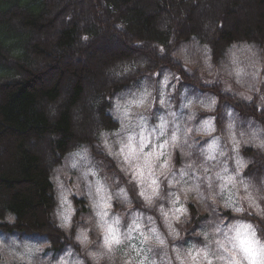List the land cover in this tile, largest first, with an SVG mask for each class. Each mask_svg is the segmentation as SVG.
I'll return each mask as SVG.
<instances>
[{
	"label": "trees",
	"instance_id": "16d2710c",
	"mask_svg": "<svg viewBox=\"0 0 264 264\" xmlns=\"http://www.w3.org/2000/svg\"><path fill=\"white\" fill-rule=\"evenodd\" d=\"M240 2L0 0V220L6 213L17 217L13 225L0 223V236L37 237L40 240L37 243L50 244L47 249L54 257L69 249L79 255L84 264H91L74 242L75 229L65 234L51 215L57 200L49 179L50 160L47 157L62 154L79 143L88 146L92 157L104 162L106 171L112 174L115 169L111 158L106 155L104 158L100 149L95 148L93 141L98 133L91 141L93 133L87 132L90 126L99 131L118 129L119 121L109 114L113 101L118 96L122 99L123 94L130 95L141 81L150 83L156 72H160L159 76L180 74L182 81L176 84L177 91L181 86L197 98L201 95L217 96L216 113L198 112L196 121L214 116L219 133L224 131L229 119L236 123L238 137L240 132L247 134L264 125V104L259 103V97L249 102L236 92H224L219 78L215 83L206 82L204 77L208 73L203 71L201 56L195 57V63L188 68L180 60L181 47L187 43L194 46L196 40L211 47L212 56H215L213 64L217 68L224 58V50L236 40L238 44L255 43L259 49L263 48L264 53V0H251L254 13L246 17L236 14ZM168 7H175V10L171 11V18L166 19L168 14H164ZM57 18L59 22L55 21ZM204 19L207 24L202 26L201 20ZM166 20L170 22L166 23ZM55 23L62 25L57 32H54ZM107 36L115 37L121 48L101 59L92 55V65L70 61L73 54L81 55ZM124 66L130 68L126 74L122 72ZM118 71L120 77L111 76ZM96 77L100 78L99 81L87 86L86 79ZM261 91L264 93V85ZM91 107H97L102 122H93L89 114ZM229 110L231 117L227 115ZM79 115L83 127L77 124ZM176 154L178 168L182 161L178 151ZM241 155L256 162L249 165L242 178L259 186L264 177V165H261L264 164V155L244 146ZM127 188L134 204L132 212L143 211L157 219L154 212L141 207L133 188ZM72 199L77 209L74 221L83 225L79 218L90 215L91 211H88L84 197L73 196ZM114 207L124 209L116 203ZM188 207L191 220L181 229L184 242L201 244L203 240L197 233L210 219H224L225 227L238 219L223 209L209 215L195 203ZM127 215L129 217L130 213ZM243 219L258 224L260 235L264 237V220L247 213Z\"/></svg>",
	"mask_w": 264,
	"mask_h": 264
},
{
	"label": "clouds",
	"instance_id": "9594fccd",
	"mask_svg": "<svg viewBox=\"0 0 264 264\" xmlns=\"http://www.w3.org/2000/svg\"><path fill=\"white\" fill-rule=\"evenodd\" d=\"M179 51L185 64L195 63L191 57H202L203 71L212 77L209 83L217 82L219 77L224 92H233L234 84L242 89L236 93L240 98L250 102L254 92L259 103L264 104V94L260 91L264 85V56L256 45L233 42L225 50L218 68L213 64L212 49L208 45H194L190 55L186 46ZM129 71L128 66L122 68L125 74ZM120 75L121 72H115L117 78ZM169 79L166 74L161 88L167 86ZM160 95V106L169 110L168 116H159V122L152 126L145 115L151 112L154 102L147 85L113 101L109 114L119 121V130L101 129L96 147L115 162L128 184L135 186L142 208L155 213L163 231L152 215L132 212L134 204L128 188L120 185L118 179L110 180L106 174L102 177L104 169L97 166L86 145L66 154L64 166L56 167L49 177L57 193L58 207L51 214L58 222L56 226L65 234L75 229L74 242L91 264H116L118 257L120 264H137L132 257L135 248L126 244L133 233L141 244L160 250L159 261L152 260L149 264H264V237L260 235V227L243 219L247 213L264 220V177L259 186L242 178L253 161L241 155L242 146L264 155V125L247 134L240 132L238 138L233 120L229 119L224 131L217 134L215 117L209 115L194 128L198 112L216 113L217 96L208 95L199 103L184 104L189 114L177 122V114L166 103L164 93ZM227 115L231 117L232 112L229 110ZM197 137L209 142L198 148ZM177 151L182 161L179 168L174 163ZM73 170L78 174L77 183L68 188L61 177L66 180L68 171ZM117 185L120 186L117 188ZM72 195L87 199L91 215L79 218L83 225L74 221L77 209L70 200ZM193 202L209 215L223 209L238 219L227 227L219 217L208 220L204 230L197 233L203 246L193 243L187 248L172 247L173 260L169 257V241L174 244L184 239L180 229L191 220L188 205ZM114 203L132 213L126 232L121 231L125 213L114 214ZM16 219L15 214L6 213L0 223L13 225ZM49 247L47 243L21 246L13 242L12 247L0 243V264H49L40 259ZM56 264H68V261L62 258ZM73 264H84V261ZM138 264H144V260Z\"/></svg>",
	"mask_w": 264,
	"mask_h": 264
},
{
	"label": "rangeland",
	"instance_id": "374dc122",
	"mask_svg": "<svg viewBox=\"0 0 264 264\" xmlns=\"http://www.w3.org/2000/svg\"><path fill=\"white\" fill-rule=\"evenodd\" d=\"M240 7H238V9L236 10V14L237 15H240V16H251L253 13H254V7L251 3V0H241L240 2ZM199 6V5H198ZM197 7V6H196ZM175 10V7L174 9L173 8H167V10H165V12L167 11L166 14L164 15H167L168 16L166 17V19H169L171 18V11ZM196 10L199 11V8ZM203 10V9H202ZM253 10V11H252ZM253 12V13H252ZM175 14V12H174ZM60 18V17H59ZM59 18L55 19L56 22H59ZM202 22V26H204L205 24H207L206 20H201ZM166 23H169L170 21L169 20H166L165 21ZM113 23V21H112ZM210 23H208V26ZM61 24H56L54 25V32H57L60 30L61 28ZM209 28V27H207ZM109 30V29H108ZM53 34H56V33H53ZM108 34H111L110 32ZM51 36V35H50ZM210 38V36H207ZM197 43H194V45H199L200 47H203L204 45H207L199 40H196ZM239 45V44H238ZM187 48H188V54L190 55L191 52L193 51V45L192 43H187L185 45ZM95 47V49H94ZM94 47L90 50H87L85 51L84 53H82L81 55H74L72 56V58L70 59V61L74 64H86V65H92V61L90 60L92 58V55H94L93 57H95L96 59H101L103 58L104 56H106L107 54H109L110 52H113L117 49H120L121 48V44L120 42H118L115 37L113 36H107V38H105V40H102L100 42H97ZM140 56V55H138ZM178 57V55H176ZM200 55H196L195 57H199ZM195 57H193V60H195ZM181 62H182V65L185 67V68H188L190 66V64H185L183 62V59L182 57L180 58ZM65 61V60H63ZM263 74V72H262ZM54 75V74H53ZM53 75L51 77H53ZM103 75L105 76V72L103 71ZM160 75V72H156L152 75V80L150 83H146L145 81H141L140 83L136 84L135 87H134V91H139V90H142L143 86L147 85L148 87L151 88L152 90V99H153V106H152V110L150 113H146L145 115L148 117V123L150 126L152 125H155L156 123H158V117L159 116H165L167 117L168 116V109L167 108H164V107H161L160 106V99H161V92L164 93V97L166 99V103L171 105V111L176 113L177 114V122H179V118L182 117V116H187L189 113H188V110L186 108L183 107L184 104L188 103L189 101H192L193 103H199L203 98H205L206 96L205 95H201V96H198L195 97L194 95H189L186 91V89H183L181 88V86H178V91H177V88H176V84L177 83H181L180 81H182V77L180 74H174L173 76L171 74H167L170 79L168 81V84L166 87L164 88H161V84L164 80V77L166 74H163L161 76ZM264 75V74H263ZM111 76L115 77V75L111 74ZM159 76V77H158ZM50 77V78H51ZM219 78V77H217ZM100 78L96 77V79L94 80H89L88 78L86 79V84L87 86L88 85H91L90 83L92 82H98ZM220 79V78H219ZM204 80L206 82L208 81H211L212 80V77L207 75L204 77ZM229 84H232L231 81H228ZM93 84H97V83H93ZM224 86V85H223ZM262 86V85H261ZM261 86H260V91H261ZM232 87L234 88V91L233 92H239V91H242V89H239L238 87H236L234 84H232ZM91 88V87H90ZM90 90V89H89ZM132 92V93H133ZM182 94H185L186 96L182 95ZM261 94H263V92L261 91ZM253 98H258V96L253 92ZM120 96L116 97L119 98ZM87 110V109H86ZM89 114H90V117L93 118V122L98 124L101 121V117H100V114L99 112L97 111V107H91L89 109ZM79 119L77 120V124L78 126H81L83 127V124H81L82 122V119H81V116L79 115L78 116ZM77 119V118H76ZM202 120V119H201ZM200 121V120H199ZM199 121H194L193 122V127L195 128V126H198L199 124ZM91 125V123H89ZM118 129H114V130H111L110 132L112 131H118ZM253 130V129H252ZM169 131H171V125L169 127ZM251 131V130H250ZM89 134L93 133V137H92V140L93 141L97 135V133H99V130L98 129H95V130H92L91 126H90V129L89 131L87 132ZM217 134H221V132L217 133ZM239 138V137H238ZM198 143H197V147H203L206 143H208L209 141L208 140H200V138H196ZM95 143V148H96V144L98 143V139L96 138L94 141ZM79 146H81L79 143L75 144V146L73 145V147L68 151L62 153V154H59V155H56L54 157L52 156H48L47 158L50 160L49 161V166L51 165V159H55L56 161H54L53 163H57V162H62L63 165L62 167L64 166V161H65V157H66V154H68L69 152H71L72 150L78 148ZM101 152V155L106 158L108 157L106 155L105 157V154H103V152L101 150H99ZM177 152H175L174 154V163L175 165L178 164V161H176V159L178 158V154H176ZM96 162H97V166L100 167V168H103L104 169V172L101 174L102 177L106 174L110 180H115V179H118L120 181V185H124L126 187L130 186V188L132 187L136 193V189H135V186L134 185H129L127 180L125 179L124 175L119 171V169L116 167V164L115 162L111 159V161L113 162L114 164V169L115 171L111 174L109 172L106 171V168L107 166H105V163L100 161L99 159L97 158H93ZM230 167H231V164H230ZM179 168V167H178ZM53 170L54 169H50V175L53 174ZM77 176L78 174L75 173V171H68V178L66 180H64V177L62 176L61 179L64 181L66 187L68 188H71L73 187L76 183H77ZM125 180V181H124ZM120 185H117L116 187L118 188ZM54 186V185H53ZM84 188V185L81 183V189L83 190ZM55 190V187L54 189ZM55 194L57 195L56 191H55ZM73 196H76V195H72L70 197V200L73 202V199L72 197ZM77 197H81V196H77ZM86 203H87V199L86 197H84ZM136 199H138L136 197ZM139 200V199H138ZM194 203V202H193ZM141 204V202H140ZM56 207H58V202H57V205ZM142 207V205H141ZM88 208V207H87ZM88 211L90 212L89 208H88ZM120 212H124L125 213V217H124V220L122 222V228H121V231L122 233L123 232H126L127 231V226L128 224L130 223V217H131V212H128L126 209H117L116 207H114L113 205V213L116 214V213H120ZM133 212H137V213H140L142 215H150L148 213H145L143 211H139V210H136V211H133ZM127 213H130L129 217L127 215ZM90 215H91V212H90ZM157 220V227L160 228L161 231H163V228H162V225L160 224L159 222V218L156 219ZM179 228V226H177ZM147 227L145 228V231H147ZM181 230V229H180ZM204 230V229H203ZM202 231V230H201ZM32 239L30 238H27L25 236H23V238H19L17 237L16 235H1L0 236V243H3L5 245H7L8 247H12L13 246V242H15L16 245H24L25 243H28V244H41V243H37V242H40L39 238L37 237H32ZM194 243V242H193ZM193 243H189V242H184L183 240H180V241H176L174 244L169 241V257L172 258L174 260V256L171 252V248L172 247H180V248H187L189 247L191 244ZM203 243L202 242L201 244L199 243H195L197 245H200V246H203ZM127 244V247H134L135 248V251L132 253V257L137 261V264L140 260H144V264H149L150 261L152 260H157L159 261L160 259V250H157V249H150V246L148 245H143L140 243V239L138 238L137 234L136 233H133V237L131 240L127 241L126 242ZM67 251L64 252V253H60L58 254V256H53V252L49 251L48 249L45 250V252L41 255L40 259L42 260H47L49 261V264H56V262L62 258L66 259L68 261V264H73L74 261H77V260H82L79 255H77L74 251L72 250H69V249H66ZM70 253V255H69ZM136 253H139V255H136ZM145 257L147 259H145ZM127 258V257H125ZM116 264H120V260H119V257L117 258V262Z\"/></svg>",
	"mask_w": 264,
	"mask_h": 264
},
{
	"label": "bare ground",
	"instance_id": "6f19581e",
	"mask_svg": "<svg viewBox=\"0 0 264 264\" xmlns=\"http://www.w3.org/2000/svg\"><path fill=\"white\" fill-rule=\"evenodd\" d=\"M253 7H255V6H253ZM220 9H221V8H220ZM252 11H253V10H252ZM252 13H253V12H252ZM224 15H225V14H224ZM222 21H223V20H222ZM222 21H221V22H222ZM217 27H218V25H217ZM220 30H221V29H220ZM216 32H217V31H216ZM197 33H198V32H197ZM242 36H243V35H242ZM261 36H262V35H261ZM263 36H264V35H263ZM239 37H240V35H239ZM239 37H238V38H239ZM245 37H246V36H245ZM258 37H259V36H258ZM198 38H199V37H198ZM240 38H241V37H240ZM250 38H251V37H250ZM133 39H134V38H133ZM133 39H131V40L133 41ZM136 39H137V38H136ZM136 39H135V40H136ZM200 39H201V38H200ZM131 40H130V41H131ZM243 40H244V39H243ZM255 40H256V39H255ZM258 40H259V39H258ZM260 40H261V37H260ZM139 41H140V40H139ZM203 41H204V40H203ZM230 41H232V40H230ZM236 41H237V40H236ZM236 41H235V42H236ZM238 41H239V40H238ZM240 41H241V40H240ZM244 41H245V40H244ZM251 41H252V40H251ZM251 41H250V42H251ZM205 42H206V41H205ZM241 42H242V41H241ZM247 42H249V41H247ZM252 42L254 43V40H253ZM212 43H213V41H212ZM227 44H228V43H227ZM241 44H242V43H241ZM254 45H256V44L254 43ZM260 45H261V44H260ZM212 47H213V46H212ZM257 47H258V46H257ZM215 48H216V47H215ZM215 48H214V50H215ZM218 50H220V49H218ZM260 50H263V48H262V49L260 48ZM216 51H217V50H216ZM224 51H225V50H224ZM214 52H215V51H214ZM261 53H263V52H261ZM263 54H264V53H263ZM212 55H213V54H212ZM261 55H262V54H261ZM221 56H222V55H221ZM263 56H264V55H263ZM212 57H215V56H212ZM214 62H215V61H214ZM263 74H264V72H263ZM263 74H262V75H263ZM117 89H118V88H117ZM263 94H264V93H263ZM253 104H256V103H253ZM249 105H250V104H249ZM249 105H248V106H249ZM250 106H252V105H250ZM250 106H249V107H250ZM99 108L102 109L101 107H99ZM251 112H252V110H251ZM219 113H220V112H219ZM254 113H255V112H254ZM259 113H260V112H259ZM258 116H259V115H258ZM259 117H260V116H259ZM258 157H259V156H258ZM263 159H264V158H263ZM254 160H255V159H254ZM258 160H260V159H258ZM261 160H262V159H261ZM54 161H56V160L52 158V159H51L50 169H51V168H52V169H55L56 167H62L63 163H62L61 161H60V162H57V163H53ZM256 161H257V158H256ZM257 162H258V161H257ZM254 163H256V162H254ZM254 163H253V164H254ZM257 164H258V163H257ZM261 165H264V164H261ZM253 166H254V165H253ZM256 167H258V166H256ZM262 167H263V166H262ZM260 168H261V167H260ZM262 170H263V169H262ZM256 171H257V170H256ZM258 171L260 172L261 170H258ZM255 173H256V172H255Z\"/></svg>",
	"mask_w": 264,
	"mask_h": 264
}]
</instances>
